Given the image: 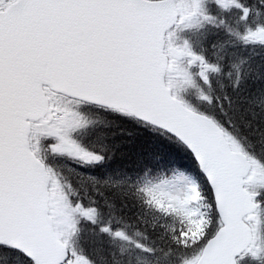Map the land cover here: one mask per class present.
Wrapping results in <instances>:
<instances>
[{
  "label": "snow or ice",
  "instance_id": "1",
  "mask_svg": "<svg viewBox=\"0 0 264 264\" xmlns=\"http://www.w3.org/2000/svg\"><path fill=\"white\" fill-rule=\"evenodd\" d=\"M252 262L264 0H0V264Z\"/></svg>",
  "mask_w": 264,
  "mask_h": 264
},
{
  "label": "trees",
  "instance_id": "2",
  "mask_svg": "<svg viewBox=\"0 0 264 264\" xmlns=\"http://www.w3.org/2000/svg\"><path fill=\"white\" fill-rule=\"evenodd\" d=\"M249 54H252V53H249ZM256 55H257V59H258V54H256ZM117 123H119V122H117ZM124 127H128V126H127V125H124ZM112 131H113V132H116L117 134L119 133V129H118L117 127H113ZM67 167L70 169V168L72 167V165H71V164H68ZM68 174H69L70 176L72 175L71 172H69ZM254 263H255V262H254Z\"/></svg>",
  "mask_w": 264,
  "mask_h": 264
},
{
  "label": "rangeland",
  "instance_id": "3",
  "mask_svg": "<svg viewBox=\"0 0 264 264\" xmlns=\"http://www.w3.org/2000/svg\"><path fill=\"white\" fill-rule=\"evenodd\" d=\"M252 264H255L254 262H252Z\"/></svg>",
  "mask_w": 264,
  "mask_h": 264
}]
</instances>
